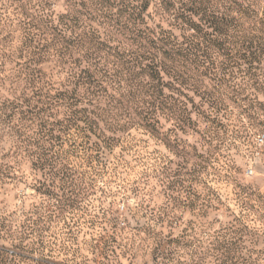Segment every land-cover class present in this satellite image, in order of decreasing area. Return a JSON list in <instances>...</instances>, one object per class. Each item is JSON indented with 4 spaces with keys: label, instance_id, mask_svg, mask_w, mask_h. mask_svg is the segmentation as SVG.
<instances>
[{
    "label": "rangeland",
    "instance_id": "374dc122",
    "mask_svg": "<svg viewBox=\"0 0 264 264\" xmlns=\"http://www.w3.org/2000/svg\"><path fill=\"white\" fill-rule=\"evenodd\" d=\"M48 1L56 12L67 4ZM32 3L0 0V138L7 151L14 117L3 113L11 114L26 87L17 81V49ZM223 58L206 64L218 75H191V122L176 126L162 115L158 132L133 125L103 150L98 174L81 168L71 184L63 173L10 157L20 167L0 180V264H264V91L239 90L236 67L219 79ZM41 67L59 79L53 60ZM108 89L122 102L111 110L116 122H140L138 105ZM106 103L99 107H112Z\"/></svg>",
    "mask_w": 264,
    "mask_h": 264
},
{
    "label": "trees",
    "instance_id": "16d2710c",
    "mask_svg": "<svg viewBox=\"0 0 264 264\" xmlns=\"http://www.w3.org/2000/svg\"><path fill=\"white\" fill-rule=\"evenodd\" d=\"M263 1L66 0L56 12L48 0H33L17 49V81L26 87L11 103V114L2 112L14 117V148L7 151L0 138V180L11 178L26 158L72 184L81 168L100 173L103 150L133 125L158 132L162 115L176 126L191 122L185 115L193 103L186 92H197L191 75L208 71L210 58L224 57L219 79L230 78L236 67L239 90L264 91ZM52 60L58 80L41 67ZM209 71L218 75L217 67ZM109 86L138 105L140 122H116L119 114L111 110L122 102ZM104 101L112 107H99ZM4 123L0 133H6Z\"/></svg>",
    "mask_w": 264,
    "mask_h": 264
}]
</instances>
